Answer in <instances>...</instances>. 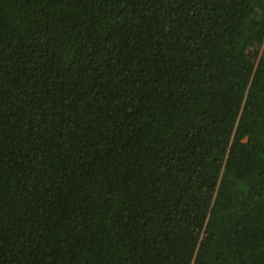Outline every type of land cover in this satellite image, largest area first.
I'll use <instances>...</instances> for the list:
<instances>
[{
	"label": "trees",
	"instance_id": "1",
	"mask_svg": "<svg viewBox=\"0 0 264 264\" xmlns=\"http://www.w3.org/2000/svg\"><path fill=\"white\" fill-rule=\"evenodd\" d=\"M0 264H264V0H0Z\"/></svg>",
	"mask_w": 264,
	"mask_h": 264
},
{
	"label": "rangeland",
	"instance_id": "2",
	"mask_svg": "<svg viewBox=\"0 0 264 264\" xmlns=\"http://www.w3.org/2000/svg\"><path fill=\"white\" fill-rule=\"evenodd\" d=\"M230 122H231V120H229V119H224V124L229 125Z\"/></svg>",
	"mask_w": 264,
	"mask_h": 264
}]
</instances>
